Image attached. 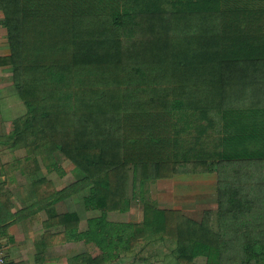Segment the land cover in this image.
<instances>
[{
    "label": "trees",
    "instance_id": "obj_1",
    "mask_svg": "<svg viewBox=\"0 0 264 264\" xmlns=\"http://www.w3.org/2000/svg\"><path fill=\"white\" fill-rule=\"evenodd\" d=\"M0 7L4 62L26 107L6 138L25 153L9 165L27 175L33 205L47 214L76 194L80 213H96L72 233L96 251L79 262L153 264V245L172 242L165 264H264V0ZM61 162L74 179L55 190L38 172L64 174ZM210 173L215 206L197 218L147 199L149 182ZM41 195L53 199L42 206ZM138 202L139 221L109 218ZM53 215L78 229L77 212Z\"/></svg>",
    "mask_w": 264,
    "mask_h": 264
},
{
    "label": "crops",
    "instance_id": "obj_2",
    "mask_svg": "<svg viewBox=\"0 0 264 264\" xmlns=\"http://www.w3.org/2000/svg\"><path fill=\"white\" fill-rule=\"evenodd\" d=\"M4 18L0 7V257L3 259L0 264H83L75 257L87 251L93 258L96 251L82 240L72 239V233L83 231L86 219L94 213L78 211L79 194H76L70 199L56 201L47 214L43 208L33 205L37 196L27 175H23L20 168L9 165L25 153L22 146H12L6 138L12 133L13 121L26 113V107L14 88L13 70L4 62L10 55ZM60 167L64 174L61 170L48 173L44 168L38 172L40 177L52 181L55 190L74 179L69 163L61 162ZM186 175L207 177L216 184L213 173ZM51 197L41 195V205L53 199ZM53 212H77L80 216L78 229H73L74 219L69 218L67 230Z\"/></svg>",
    "mask_w": 264,
    "mask_h": 264
},
{
    "label": "rangeland",
    "instance_id": "obj_3",
    "mask_svg": "<svg viewBox=\"0 0 264 264\" xmlns=\"http://www.w3.org/2000/svg\"><path fill=\"white\" fill-rule=\"evenodd\" d=\"M215 186V181L207 177L174 175L170 179L149 182L145 188L148 201L154 202L159 207L181 209L186 215L197 218L203 209L214 208ZM141 213V204L138 202L128 213H110L109 218L116 221L121 220V222H136L141 219ZM153 246L160 254L155 257L153 264H165L169 260L172 261L170 253L174 248V243L165 242ZM149 247L151 253L157 251L152 246ZM147 251L148 249L144 250V252ZM128 260L130 261V258ZM196 262L201 264L203 261L198 258Z\"/></svg>",
    "mask_w": 264,
    "mask_h": 264
},
{
    "label": "built area",
    "instance_id": "obj_4",
    "mask_svg": "<svg viewBox=\"0 0 264 264\" xmlns=\"http://www.w3.org/2000/svg\"><path fill=\"white\" fill-rule=\"evenodd\" d=\"M0 255H1V249H0ZM3 262V259L0 257V263Z\"/></svg>",
    "mask_w": 264,
    "mask_h": 264
}]
</instances>
